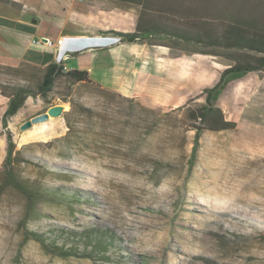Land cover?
Wrapping results in <instances>:
<instances>
[{
  "label": "rangeland",
  "instance_id": "1",
  "mask_svg": "<svg viewBox=\"0 0 264 264\" xmlns=\"http://www.w3.org/2000/svg\"><path fill=\"white\" fill-rule=\"evenodd\" d=\"M140 7L187 30L208 23L220 29L250 17L264 28V0H144ZM163 40L197 50L205 61L182 103L147 106L66 74L45 96L38 92L44 69L0 65L4 90L26 85L34 91L9 118L16 174L80 196L73 205L43 197L40 214L30 218L27 199L4 170L2 116L9 97L0 87V264H264V65L228 76L211 97L219 112L194 117L208 103L204 90L228 66L264 63V55ZM57 104L64 106L61 115L20 130ZM51 227L111 231V261L50 253L30 232Z\"/></svg>",
  "mask_w": 264,
  "mask_h": 264
},
{
  "label": "crops",
  "instance_id": "2",
  "mask_svg": "<svg viewBox=\"0 0 264 264\" xmlns=\"http://www.w3.org/2000/svg\"><path fill=\"white\" fill-rule=\"evenodd\" d=\"M140 9L111 0H0V64L46 70L57 63L143 105L182 103L204 58L163 39L117 35L137 30ZM44 37L52 44L33 43Z\"/></svg>",
  "mask_w": 264,
  "mask_h": 264
},
{
  "label": "trees",
  "instance_id": "3",
  "mask_svg": "<svg viewBox=\"0 0 264 264\" xmlns=\"http://www.w3.org/2000/svg\"><path fill=\"white\" fill-rule=\"evenodd\" d=\"M117 5L133 6L141 5L144 0H111ZM245 23L234 22L225 24L218 29L212 24H205L201 29H182L161 21V19L153 18L148 12L140 9V19L138 28L134 32H117L127 41H144L150 38L168 39L172 38L177 41L201 45L206 47H216L223 49H247L264 55V28H260L259 21L256 17H250ZM186 27V26H185ZM197 51V50H196ZM264 61V56L259 58ZM3 65V64H0ZM264 63L255 64L248 61H240L228 66L220 76L219 81L211 88L204 90L206 94V105L199 109L198 117L200 119L207 118L212 111H218L212 107L210 101L213 93H219L226 85L230 77L245 74L246 72L258 70L263 67ZM4 66V65H3ZM62 74H66L76 82L91 84L102 91H108L119 95L118 93L104 88L101 84L93 82L86 70H70L64 73V67L57 63H50L43 75L41 82L38 84V92L45 95L52 89L56 79ZM2 93L9 97L8 106L2 116V127L7 138V152L4 160L5 174L7 182L10 186L22 192L27 199L28 212L30 218H34L40 214L38 204L44 197L59 198L69 204H77L79 197L73 191L66 190L63 187H53L46 185L40 181L24 180L19 177L14 170L16 161L17 144L14 141L13 133L9 128V118L15 115L24 104L26 98L34 94L33 89L26 85H18L13 91L8 93L2 85H0ZM134 99V98H131ZM70 111L65 112L68 119ZM230 123H227L228 125ZM225 125V126H226ZM63 138H58L60 141ZM31 238L41 242L42 245L54 255L61 257H79L90 259H103L111 261V255L108 251L110 248L116 247L114 235L107 229L96 227L85 229L68 230L63 227H51L47 231H32ZM30 238V237H29Z\"/></svg>",
  "mask_w": 264,
  "mask_h": 264
},
{
  "label": "water",
  "instance_id": "4",
  "mask_svg": "<svg viewBox=\"0 0 264 264\" xmlns=\"http://www.w3.org/2000/svg\"><path fill=\"white\" fill-rule=\"evenodd\" d=\"M48 40L46 37L43 38V41ZM64 112V106L62 104H57L49 107L46 111L40 112L31 118L25 120L20 125V130L24 131L31 128L33 125L45 122L51 118V116H59Z\"/></svg>",
  "mask_w": 264,
  "mask_h": 264
},
{
  "label": "built area",
  "instance_id": "5",
  "mask_svg": "<svg viewBox=\"0 0 264 264\" xmlns=\"http://www.w3.org/2000/svg\"><path fill=\"white\" fill-rule=\"evenodd\" d=\"M33 43H35V44H48V45H51L52 44V41L51 40L43 41V39H38V40H33ZM65 56H67V55H65Z\"/></svg>",
  "mask_w": 264,
  "mask_h": 264
}]
</instances>
